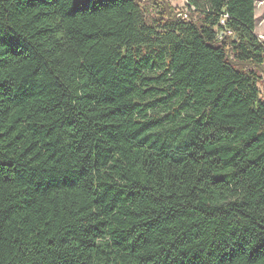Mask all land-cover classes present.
I'll return each mask as SVG.
<instances>
[{
  "label": "trees",
  "instance_id": "1",
  "mask_svg": "<svg viewBox=\"0 0 264 264\" xmlns=\"http://www.w3.org/2000/svg\"><path fill=\"white\" fill-rule=\"evenodd\" d=\"M187 5L0 0V264H264L256 0Z\"/></svg>",
  "mask_w": 264,
  "mask_h": 264
},
{
  "label": "rangeland",
  "instance_id": "2",
  "mask_svg": "<svg viewBox=\"0 0 264 264\" xmlns=\"http://www.w3.org/2000/svg\"><path fill=\"white\" fill-rule=\"evenodd\" d=\"M167 12H172L177 16L190 18L191 10L187 5L188 0H157ZM256 28L255 34L257 37L264 41V0H256ZM253 68V66H251ZM261 76V82L259 84L264 97V68H258Z\"/></svg>",
  "mask_w": 264,
  "mask_h": 264
},
{
  "label": "built area",
  "instance_id": "3",
  "mask_svg": "<svg viewBox=\"0 0 264 264\" xmlns=\"http://www.w3.org/2000/svg\"><path fill=\"white\" fill-rule=\"evenodd\" d=\"M192 8L194 9V7L192 6Z\"/></svg>",
  "mask_w": 264,
  "mask_h": 264
}]
</instances>
